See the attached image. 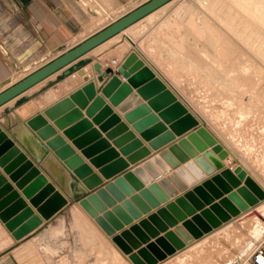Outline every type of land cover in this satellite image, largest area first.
<instances>
[{
	"label": "water",
	"instance_id": "1",
	"mask_svg": "<svg viewBox=\"0 0 264 264\" xmlns=\"http://www.w3.org/2000/svg\"><path fill=\"white\" fill-rule=\"evenodd\" d=\"M169 1L147 0L107 24L1 91L0 106ZM92 67L96 72L94 81L97 77L106 78L107 73L101 70L99 63L93 64ZM96 91L99 95H96ZM102 97L107 98L108 102L124 115L133 130L139 133L141 139L148 142L152 149L172 140L173 135L180 136L190 129L193 130L140 163V166L127 170L96 188L101 184V180L55 129L61 131V135L88 159V163L96 168L104 179H109L125 169L127 162L134 163L148 154L141 142L111 114L110 108L104 106ZM142 100L145 104H142ZM93 124L101 125L95 128ZM24 125L38 138L43 147L53 153L67 168L69 176L80 182L83 194L91 191L76 202L105 234L112 236L111 241L121 253L128 255L132 264H156L264 199V192L239 166L234 167L232 171L223 168L221 161L227 157L226 151L217 143L207 127L201 125L132 51L115 67V74H112L100 89L93 81H88L43 109L41 113L25 120ZM109 127L113 128L106 132ZM99 129L105 132L104 137ZM108 140H111V143ZM208 147L209 151L206 150ZM198 153L201 155L198 156ZM189 158L193 160L187 162ZM181 163L184 167L176 172L181 178L175 173L167 174L169 170L166 166L176 168ZM0 167L37 213L35 215L0 176V222L15 241L40 227L41 220L51 219L68 204L1 129ZM219 169L221 170L217 174L184 192L173 202L165 204L163 208L147 215L127 230L120 231L118 235H113L115 231L121 230L123 225L138 219L141 214L148 213L151 208L164 203L177 192L185 191L186 185L181 179L188 183L191 180L183 177L184 171L200 181L205 175ZM158 171H162L166 177L159 178ZM144 173L157 179L156 183H151ZM144 185L146 189L143 188ZM133 191H139L148 205L145 206L134 196ZM107 194L120 202L111 212H105L106 205L113 204ZM126 196L130 199L125 200ZM213 200L217 202L213 203ZM134 205L140 212L134 209ZM206 205L208 207L203 208ZM98 213H103V216H98ZM188 216L190 218L186 220ZM178 222L180 224H177ZM168 227L172 230L166 231ZM158 233L163 235L157 237ZM150 238H154V242L149 243ZM140 243H144L145 247L131 253Z\"/></svg>",
	"mask_w": 264,
	"mask_h": 264
},
{
	"label": "rangeland",
	"instance_id": "2",
	"mask_svg": "<svg viewBox=\"0 0 264 264\" xmlns=\"http://www.w3.org/2000/svg\"><path fill=\"white\" fill-rule=\"evenodd\" d=\"M143 1L118 0L117 3L120 5H117L113 0L105 2L103 0H82V8L86 11L93 6L97 12V17L94 21L90 20V27L96 26L93 29L88 27L87 32H84V36L81 38L100 30L99 27H104L117 20ZM208 1V7L200 4L199 0L170 2L159 13L137 25L135 30L128 33L127 36L131 37V41L135 44L133 47L136 49L144 44L142 48L157 62L147 58L140 51L143 58L165 79L179 100L199 119L201 125H207L208 131L210 130L231 151L232 157L238 163L244 164L264 187V164L261 167L258 160L259 156L264 155V62L252 49V44L256 42L252 40L249 42L250 37L247 36V34L254 35L257 27L243 16V12L247 13L248 16L255 14L257 12L255 7L258 2H264V0H253L251 3H245L246 5L241 0ZM105 14L110 16L106 17ZM98 15L102 18H99ZM219 18L224 20V24L220 23ZM159 19L163 21H159ZM88 21L83 25L87 24ZM163 22L166 25H163ZM155 24L157 26L151 29ZM160 24L164 26L165 31L162 30ZM157 31L162 33L157 35L160 38L155 39V42L152 38L156 37L151 35ZM86 33L88 35L85 36ZM146 36L148 37L146 38ZM150 36L152 38L148 40ZM148 43L149 45L152 43L153 46L151 44V48H149ZM127 45L129 47V44ZM146 46L148 50H146ZM186 47L187 50L184 51ZM247 64L250 65L249 70H246ZM244 66L245 68H243ZM22 75L23 73L19 77ZM241 109L248 111V117L242 121V126H239L237 130L225 127L227 122L225 117L228 114H235ZM245 143L247 144L246 148L243 146ZM248 147L249 149H247ZM75 204L67 206L66 215L60 218L57 227H49L46 233L49 244L44 247L47 260L42 262L44 264H114L115 262H112L104 250L110 247V242H104L107 239L95 228L94 223L83 213H79L77 218L71 215L72 206ZM256 211L257 214H264V206L259 207ZM256 216L258 217L256 214L249 216L250 219L247 218L246 223H244L246 220L243 219L241 229L232 223L230 226H232L233 233L229 239L228 237L225 240L224 238L218 239L213 235L208 236L212 239L208 238V241H203L201 247L207 248L208 252L213 249L214 252L210 251L213 254L210 253L212 256L209 258L212 259L208 262L207 258L203 256L205 262H200V264H221L230 260L231 257L235 258L234 255L238 252L237 250L251 236L248 235V231L251 232L252 227L256 228L258 225L260 217L257 218ZM48 225L52 226L47 223L43 230ZM243 226L246 227L243 228ZM246 228L249 230L247 231ZM243 229H246V232H243ZM259 231H263V229H256L257 233ZM243 235L245 236L243 237ZM238 240L239 242L236 243ZM241 240L243 241L241 242ZM216 243L217 247L216 245L213 247V244ZM104 244L106 248L103 246ZM224 249H228L226 253ZM221 250H224L222 251L224 254ZM191 251L194 253L193 249ZM195 251H199V249ZM188 253L177 256L165 264H179L178 260ZM196 256L199 257L200 254ZM37 257L40 260L39 255ZM126 257L128 258V256ZM232 258L230 262L234 259ZM129 262L127 261L128 264ZM193 262L195 260L187 264H196Z\"/></svg>",
	"mask_w": 264,
	"mask_h": 264
},
{
	"label": "crops",
	"instance_id": "3",
	"mask_svg": "<svg viewBox=\"0 0 264 264\" xmlns=\"http://www.w3.org/2000/svg\"><path fill=\"white\" fill-rule=\"evenodd\" d=\"M103 1L105 2L108 0ZM113 1L117 5H120L117 3L118 0ZM145 1L147 0H144L141 4H143ZM81 3L82 0H0V85L2 86L3 84L7 83L4 87L0 88V92L98 31L97 30L92 34L81 38V40L78 39L81 37V33L84 34L85 32L84 26L86 24H83L86 21L91 20V17L88 16V14L82 8ZM165 7L167 6H164L163 8H160L159 10L154 12V15L156 13H159ZM131 10H129L128 12H130ZM152 16L153 14L150 15V17ZM147 17L149 18V16H146L133 26L127 28L123 33L111 37L110 39L104 42L105 44L102 43L97 47L91 49L90 51L77 58L73 62L69 63L62 69L49 75L45 79L39 81L38 83L29 87L22 93L18 94L17 96L0 106V129L5 132V134L26 156V158L29 159L39 169L41 173H43V175L47 178V181L54 187V189L59 192L62 196H65L68 200V204L63 209L58 211L50 220L43 222L40 227H38L19 241H15L11 236V233L8 232L4 228L3 224L0 222V264H44L42 261L46 262L45 260H47V253L45 252L44 247L48 246L49 244L48 237L46 236L49 227H57L60 218H63V216L66 215L67 206L74 203H76L77 205V199L91 192L88 191L87 193L83 194V187L81 186L80 182H77L72 177H70L71 183L67 190H65L64 187L57 182V180L43 166L44 159L48 156L50 152H48L43 147L42 143L38 140V138H36L35 135L24 125L25 120L35 114L41 113L43 109L47 108L51 104L60 100L61 98L67 96L71 92L79 89L88 81H93L95 86L100 89L101 86H103V84L107 81V79L112 76V74H115V67H117L121 60L130 51L135 52L138 57L144 62V64L150 67V69L156 74L157 78H159L167 86V88L172 91V93L177 97V99H179V97L171 89L165 79H163V77H161L157 73V71L143 58L141 52L147 58L153 59L155 62H157L153 56L147 54V52L142 48L144 44L136 49V47H133L135 44L133 41H131V37L127 36L128 33H132V31L135 30L137 25H139L144 20L148 19ZM161 20L162 19H159V21ZM156 26V24L153 25L151 29ZM156 33L157 32L154 33V36L156 35ZM147 37L148 36H146V38ZM127 44H129V47ZM50 54H52L53 56ZM46 55L49 57V59H47L48 57ZM111 60H115V62H117V65H111ZM95 63H99L102 65V70L107 73L106 78L97 77L96 81H94V77H96V72L93 70L92 65ZM27 66H30V68L34 69L31 70L30 68H27ZM85 68L90 70L92 73V77L90 79L84 81L78 87H74L72 91L67 93L64 92L61 96H57L56 98H54V101L46 102L45 105L39 106L38 108L31 110L29 113L21 112L22 110L24 111L26 107H29L28 105H30L31 103H34L32 104L33 106L36 105V101H38L40 97L43 96L48 90L57 88L58 85L61 84V82L68 80L70 76V79L72 77H76V75ZM26 71L27 73L25 75L10 84L13 78L20 76L23 72ZM118 77L121 78L120 75H118ZM132 91H134V89H132ZM97 94L99 95L98 91H96V95ZM103 100L104 106L110 108L111 114L116 116L118 122L124 124L127 131L131 132L135 136V139L141 142L142 147L146 148L148 154L134 163L127 162V167L125 169L110 177L109 179H104L97 172V169L88 163V159L84 158L79 153V150H77L73 145H71V142L69 140H67L64 136L61 135V131L54 128L56 133L64 139L66 144H68L74 150V152L81 157L83 162L91 168L92 173L95 174L101 180V184L96 188H99L104 184L112 181L113 178L121 175L123 172L131 170L134 167L140 166V163L147 161L149 158L156 155L159 151L165 149L171 144L176 143L178 140L184 138L186 134L192 132L193 130L190 129L189 131L180 136L173 135L172 140L161 145L157 149H152L148 145V142L143 141L139 136V133L133 130L131 124L124 119V115L120 114L116 110V107L112 106L108 102L107 98H103ZM142 104H145V101L142 100ZM100 125L93 124L95 128H99ZM205 127H207V125ZM112 128L113 127H109L108 129H106V132H109ZM99 132L101 136L104 137L105 132L100 129ZM212 135L218 141V143H220L222 147L229 153V158L226 159L224 162L221 161L224 164L223 168H227L232 171L234 167L239 165L241 167H244L248 171L247 167L244 164L238 163L237 160L232 157L231 151L213 133ZM115 138L117 139L118 137ZM108 142L111 143V140H108ZM115 150L117 151V148ZM206 150L209 151L210 148L208 147ZM200 155L201 153H198V156ZM52 156L54 159H56L57 164L61 166V168L66 170V172H68L65 167H62V163L54 155ZM119 157L123 159L125 158L121 155H119ZM192 160V158H189L187 162H190ZM205 163L210 166L208 162L205 161ZM183 167L184 165L182 163L179 164L176 168H169L168 166H166V168H168L169 170L167 174L175 173L177 177L181 178L176 172L178 169ZM220 170L221 169L215 170L210 175H205L200 181L195 180L190 175V173L186 171L188 178L191 180V182L188 183L186 180L181 179V181L184 182V184L186 185L185 191L177 192L175 196L169 197V199L164 203H159L157 207L151 208L148 213L141 214L138 219H133L130 224L124 225L122 227V230H127L129 226L137 224L139 220L145 219L147 215L155 213L156 210L163 208L165 204L173 202L175 198L182 196L184 192L190 191L193 187L199 185L201 182L208 180L211 176L217 174ZM158 173L160 175L159 178L166 177V174H162V171H158ZM248 173V176L251 175L260 185H262L249 171ZM145 175L146 178L151 181V183H156L157 179H154V177H152L150 174L146 173ZM0 176L5 179V182L11 186L12 190L17 193L18 197L22 199L30 209H32L35 215H37L35 209L31 207L28 203V200L24 199V197L21 195V190L17 189L15 187V183L9 179V175H6L3 172L2 167H0ZM143 188L146 189V185H144ZM138 194L139 191H133L134 196ZM110 198L113 200L114 205L111 207L106 206L105 212H111L114 206L120 205V202L114 200L113 197L110 196ZM129 199L130 197H125V200ZM215 202H217V200H213V203ZM207 207L208 205L204 206L203 208ZM197 213L198 212L196 211L195 214ZM101 215L102 213L100 214V216ZM189 218V216L186 217V220ZM47 223L51 224L52 226L48 225L43 230V227ZM177 224H180V222H178ZM231 224H229V226H225L224 229L226 227H228L227 229H231ZM234 224L239 226L237 222H233V225ZM41 229L43 230V232ZM170 230H172V228L168 227L166 231ZM119 233L120 231L118 232V234ZM162 235L163 233H158L157 237H161ZM154 240V238H150L148 242L152 243L154 242ZM144 247L145 244H141L139 249ZM137 250L138 249L134 250L133 253H136ZM37 254L39 255L41 261L38 260Z\"/></svg>",
	"mask_w": 264,
	"mask_h": 264
},
{
	"label": "bare ground",
	"instance_id": "4",
	"mask_svg": "<svg viewBox=\"0 0 264 264\" xmlns=\"http://www.w3.org/2000/svg\"><path fill=\"white\" fill-rule=\"evenodd\" d=\"M175 0H170L169 2H167L166 4H164L163 6H161V7H159L158 9H156L155 11H153V12H151V13H149L148 15H146V16H149V18H150V15H154V12H156L157 10H159L160 8H163L164 6H166L167 4H169L170 2H174ZM200 1V4H202V5H204L205 7H208L209 6V1L208 0H199ZM242 1V3H246L247 4V2L249 3H251L253 0H241ZM130 3V2H129ZM245 4V5H246ZM88 8V7H87ZM256 8V13L255 14H253V15H250V16H248V14L247 13H245V12H243V16L245 17V18H247L248 20H250V22H252L253 23V25H255L256 27H257V29L255 30V33H254V35H252V36H250L249 34H247V36L248 37H250V39H248V41L250 42V40H252L253 42H256V43H254V44H252V49L254 50V52H256L257 54H258V56L261 58V60L264 62V2H262V1H260V2H258V4H257V6L255 7ZM116 9H117V7H116ZM123 9V8H122ZM85 12H87V14H88V16H90L91 18V21H94V19L97 17V12H96V10L93 8V6H92V8H88V10L86 9V11ZM100 12V11H99ZM101 15V14H100ZM103 15H104V13H103ZM106 15V17L108 16L107 14H105ZM99 16V15H98ZM110 16V15H109ZM108 16V17H109ZM145 16V17H146ZM145 17H143V18H145ZM99 18H102V17H100L99 16ZM103 18H104V16H103ZM142 18V19H143ZM148 18V17H147ZM93 19V20H92ZM142 19H140V20H142ZM154 19H155V17H154ZM97 20V19H96ZM96 20H95V22H96ZM101 20V19H100ZM99 20V22H101ZM140 20H138L137 22H139ZM219 20H220V23L221 24H224V20L223 19H221V18H219ZM98 21V20H97ZM103 21V20H102ZM107 21H109V19H107ZM169 21H170V19H169ZM168 21V22H169ZM104 22V21H103ZM112 22H114V21H112ZM137 22H135V23H133V24H131L130 26H128L127 28H129V27H131V26H133L134 24H136ZM166 22H167V20H166ZM152 23V22H151ZM154 23V22H153ZM225 23H226V21H225ZM93 24H94V22H93ZM99 24V23H98ZM166 25V23L164 22L163 23V25ZM90 25H91V22L89 21L85 26H84V31L85 32H87L86 30L88 29V27H90ZM100 25V24H99ZM105 25V24H104ZM96 25H94V27H95ZM101 26V25H100ZM160 26L163 28L164 26H162L161 24H160ZM93 27V28H94ZM103 27V26H102ZM102 27H99V28H102ZM160 27V29H162ZM91 29H93L92 27H90ZM127 28H125V29H123L121 32H119L118 34H116V35H119L120 33H123ZM158 28V27H157ZM165 28H163L162 30H164ZM141 30H143V29H141ZM140 30V31H141ZM157 30H159V28L157 29ZM165 31V30H164ZM259 32V33H258ZM89 33V32H88ZM88 33H86L85 34V36L86 35H88ZM93 33V32H92ZM160 33H162L161 31H157V33H156V35L154 36V34L153 35H151L152 37H156V38H152L151 36L149 37V39L148 40H150V38H152L154 41H155V39L157 40V39H159L160 37H157V35L158 34H160ZM164 33V32H163ZM162 35V34H161ZM257 35V36H256ZM81 37L82 36H84L82 33H81V35H80ZM80 37V38H81ZM80 38H78V39H80ZM254 38H255V40H254ZM77 39V40H78ZM81 40V39H80ZM147 41V40H146ZM160 41V40H159ZM148 42V41H147ZM146 42V43H147ZM151 42V41H150ZM156 42V41H155ZM158 42V41H157ZM105 44V43H104ZM152 43H150V45H151ZM158 44V43H157ZM147 45V44H146ZM150 45H149V43H148V47L149 48H151L150 47ZM151 46H153V44L151 45ZM249 46V45H248ZM147 47V46H146ZM148 47H147V49L146 50H148ZM154 48V47H153ZM187 50V47L185 48V50L184 51H186ZM135 53V52H134ZM136 54V53H135ZM175 55H177L176 53H174ZM184 54V53H183ZM48 55V54H47ZM46 55V56H47ZM50 55H52V54H50ZM49 55V56H50ZM137 55V54H136ZM53 56V55H52ZM170 56V55H169ZM178 56V55H177ZM48 57V56H47ZM137 57H138V55H137ZM175 57V56H174ZM139 58V57H138ZM47 59H49V57L47 58ZM140 59V58H139ZM141 60V59H140ZM142 61V60H141ZM143 62V61H142ZM143 64H144V62H143ZM100 65V67H101V70H102V65L101 64H99ZM145 66H147L146 64H144ZM31 66V65H30ZM30 66H27V68H30ZM35 66V65H34ZM38 66V65H37ZM247 66H248V64H247ZM250 66V65H249ZM249 66L246 68V70L248 69L249 70ZM36 67V66H35ZM148 67V66H147ZM149 69H150V67H148ZM243 68H245V66L243 67ZM26 69V68H25ZM31 70H33L32 68H30ZM185 69V68H184ZM251 69V68H250ZM151 70V69H150ZM152 71V70H151ZM244 71H245V69H244ZM29 72V71H28ZM153 72V71H152ZM243 72V71H242ZM246 72V71H245ZM27 73V72H26ZM25 74V72H23V75ZM76 74V73H75ZM75 74H74V76H75ZM153 74L156 76V74L153 72ZM22 75V76H23ZM186 75V74H185ZM21 76V77H22ZM15 77V76H14ZM19 76H17V77H15V78H13L12 80H11V82H10V84L12 83V82H14L15 80H17V79H19L18 78ZM71 77V76H70ZM70 77H69V79L68 80H66V81H64V82H61V84L60 85H58V87L57 88H53V89H50V90H48L43 96H41L40 97V99L38 100V101H36V105H32V104H34V103H31L30 105H28L29 107H26L25 109L24 108H21V109H24V111L22 110L21 112L22 113H29L31 110H34V109H36V108H38L39 106H43V105H45V103L46 102H52V101H54V98H56L57 96H61L64 92H70V91H72L73 89H74V87H78L80 84H82L84 81H87L88 79H90L91 77H92V73H91V71L90 70H88V69H83V70H81V72H79L77 75H76V77H72L71 79H70ZM157 77V76H156ZM7 84V83H6ZM6 84H3L2 86L0 85V88H2V87H4ZM165 85V84H164ZM166 86V85H165ZM167 87V86H166ZM36 88V87H35ZM170 90V89H169ZM171 91V90H170ZM172 92V91H171ZM173 94V93H172ZM174 95V94H173ZM175 96V95H174ZM175 98L177 99V97L175 96ZM177 100H179V99H177ZM180 101V100H179ZM181 102V101H180ZM182 103V102H181ZM183 104V103H182ZM184 105V104H183ZM185 106V105H184ZM22 107H24V106H22ZM186 107V106H185ZM187 108V107H186ZM188 110V109H187ZM189 111V110H188ZM248 112V111H247ZM246 111H243V109H241V110H239L237 113H235V114H228L226 117H225V120H227V122L225 123L226 125H225V127H229V128H231L232 130H237V129H239V126H242V121L243 120H245V118H247L248 117V113H247ZM21 113V114H22ZM229 113V112H228ZM227 118V119H226ZM6 119H7V117H6ZM5 121V120H4ZM110 125V124H109ZM224 127V128H225ZM208 130V129H207ZM214 137V136H213ZM232 138H233V136H231ZM216 140V139H215ZM217 141V140H216ZM217 143H218V141H217ZM219 145H221L220 143H218ZM222 146V145H221ZM239 146H241L240 144H239ZM243 146L246 148L247 147V144L245 143V144H243ZM242 147V146H241ZM210 148V147H209ZM223 148V147H222ZM224 149V148H223ZM247 149H249V147L247 148ZM225 150V149H224ZM226 151V150H225ZM48 152H50V151H48ZM226 153H227V157L224 159V160H222L223 162L226 160V159H228L229 158V153H228V151H226ZM53 153H49L48 154V156L44 159V163H43V166L46 168V170L57 180V182L59 183V184H61L63 187H64V189L65 190H67L68 188H69V186H70V181H71V178H70V176H69V171L68 172H66V170H64L63 168H61V166H59L58 164H57V162H56V159H54L53 158ZM258 160L260 161V166L262 167V164H264L263 162H264V155H262V156H259L258 157ZM41 162H43V161H41ZM223 164V163H222ZM63 165V164H62ZM223 166H224V164H223ZM239 166V165H238ZM62 167H65V166H62ZM244 172H245V174H246V176H248V171L244 168V167H241V166H239ZM246 170H244V169ZM67 169V168H66ZM183 177L186 179H189L188 178V175H187V173H186V171H184V174H183ZM248 177H250L254 182H255V184L264 192V187L262 186V185H260L251 175L250 176H248ZM47 179V178H46ZM241 186V185H240ZM107 196H108V198L111 200V202L113 203L111 206H113L114 205V202H113V200L110 198V195L109 194H107ZM135 196H137L138 198H139V200L145 205V206H147L148 205V203H147V201L140 195V193L138 194V195H135ZM225 195H223V197H224ZM66 200H67V198L65 197V196H63ZM68 201V200H67ZM106 206H108V205H106ZM110 206V207H111ZM264 206V199L263 200H261V201H258L255 205H253V206H251V207H248L246 210H244V211H241V212H239V214L238 215H236V216H234V217H231L228 221H226V222H224V223H221V225L220 226H218V227H216V228H213V229H211L208 233H206V234H203L200 238H198V239H195V240H193L190 244H187V245H185L182 249H180V250H177V251H175L172 255H170V256H166V258L165 259H163L162 261H158L156 264H158V263H160V264H165V263H168L169 261H171L172 259H174L175 257H177V256H180V255H183L184 253H187V252H189L188 253V255H186L185 257H182V258H180V260H178L179 261V264H187V263H189V262H192V261H194L195 260V262H193V263H196V264H200V262L201 263H203V262H205L204 260H203V256H205V258H207V262H208V260H210V259H212V258H209V257H211L212 256V252H214L213 251V249L212 250H209V252H208V249H207V251H206V249H205V247H201V244H203V241L205 242V241H208V238H211L212 239V237H208V236H216V238H218V239H225V238H227L228 237V239L230 238V237H232V230L231 229H224V227L225 226H229V224H231V223H233V222H237L238 224H239V229H241V226L243 225V223L241 222V221H243V219H241V218H244L246 221L244 222V223H246L247 222V218H249L250 219V217L249 216H254V214H256V215H258V217L257 218H259L260 217V219H259V223H258V227H260L261 226V228H258L257 226H256V228L253 226V225H251V226H253L254 227V229H253V227H252V231L253 230H255L253 233H252V231L250 232V230L249 229H247V231L249 232L248 233V235L250 234L251 236H249V238H248V236H247V238H248V240L244 243V244H242V246H240V248L237 250L238 252L237 253H235V258L233 259L232 257V261L230 262V260H231V258H230V260H228L227 262L225 261L224 263L222 262H220L221 264H235L236 262H237V260H239L240 262L243 260V258H244V256L245 255H247V254H249L251 251H252V249H253V244L258 240V238H259V236H261L263 233H264V214H261L260 215V213L259 214H257L258 212L256 211V210H258V208L259 207H263ZM134 207V209L136 210V211H139L140 212V210H139V208L137 207V206H133ZM32 210V209H31ZM105 210H106V207H105ZM33 212V211H32ZM257 212V213H256ZM79 213H83V214H85L86 216L85 217H87L89 220H91V222H93L94 223V226H95V228L98 230V231H100V233L107 239V240H104V242L105 241H108V242H110V247H108V248H106L105 247V244L103 245L106 249H104V250H106V254H107V256H109L110 257V259L112 260V262H115L114 264H125V263H127V261H129V259L126 257V256H128V255H125V254H123V253H121V251L115 246V244L111 241V237L112 236H108L107 234H104L102 231V229L96 224V222L94 221V219L93 218H91V217H89L82 209H81V207L77 204H75L74 206H72V209H71V215L74 217V218H77L78 217V214ZM263 213V212H262ZM100 214L101 213H98V216H100ZM103 216V213H102V215L100 216V217H102ZM245 216H247V217H245ZM256 219V218H255ZM50 220V219H49ZM42 221V223L43 222H45V221H43V220H41ZM90 222V223H91ZM132 222V221H131ZM41 223V224H42ZM249 223V222H248ZM248 223H247V226H248ZM92 224V223H91ZM224 224V225H223ZM124 226V225H123ZM122 226V227H123ZM250 226V227H251ZM244 227H246V226H243V228ZM250 227H248V228H250ZM101 229V230H100ZM234 229H236V228H234ZM238 229V230H239ZM246 229H243V232L245 231L246 232ZM256 229H263V231H259L258 233L256 232ZM121 230H122V228H121ZM121 230H118V231H115L114 232V234L113 235H118L117 234V232H119V231H121ZM240 231V230H239ZM238 231V232H239ZM80 233V232H79ZM235 233H236V231H235ZM241 234H243V233H241ZM107 235V236H106ZM247 235V234H246ZM158 236V235H157ZM245 235H243V237H244ZM108 237H110V238H108ZM242 238V237H241ZM240 238V239H241ZM103 240V239H102ZM210 240V239H209ZM216 240V239H215ZM226 240V239H225ZM224 240V241H225ZM237 240V239H236ZM243 240H244V238H243ZM243 240H241V242L243 241ZM218 241H220V240H218ZM217 241V242H218ZM223 241V240H222ZM102 242V241H101ZM108 242H107V244H108ZM213 242V241H212ZM221 242V241H220ZM239 242V240L236 242V243H238ZM210 243V242H209ZM222 243V242H221ZM103 244V243H102ZM106 244V245H107ZM141 244H144V243H140L139 244V247L141 246ZM219 244V243H218ZM232 244V243H231ZM214 245H216V247H217V243L216 244H213V247H214ZM235 245V244H234ZM107 246H109V245H107ZM203 246V245H202ZM210 246V245H209ZM139 247L137 248V249H139ZM231 247V246H230ZM234 247V246H233ZM210 248V247H209ZM193 249V251H194V253L191 251ZM199 249V251H195V250H198ZM216 249V248H215ZM103 250V249H102ZM134 250H136V249H133L132 251H131V253H133V251ZM225 250V253H226V251L228 250V249H224ZM224 250H221V252L222 251H224ZM178 251H180L179 253H178ZM203 251V252H202ZM210 251H212V252H210ZM190 252H192V253H190ZM207 252V253H206ZM231 252V251H230ZM210 253H212V254H209ZM223 253V252H222ZM105 254V255H106ZM197 254H200V256L199 257H197L196 255ZM205 254H207V255H205ZM224 254V253H223ZM216 255V254H215ZM214 256V255H213ZM224 256V255H223ZM225 257V256H224ZM226 258V257H225ZM106 259H108V258H106ZM217 259V258H216ZM128 264V263H127ZM129 264H131V262H129ZM205 264V263H204Z\"/></svg>",
	"mask_w": 264,
	"mask_h": 264
},
{
	"label": "built area",
	"instance_id": "5",
	"mask_svg": "<svg viewBox=\"0 0 264 264\" xmlns=\"http://www.w3.org/2000/svg\"><path fill=\"white\" fill-rule=\"evenodd\" d=\"M110 63L113 66L117 65L115 60H111ZM252 246V251L245 255L241 262L237 260L235 264H264V233L259 236L258 240Z\"/></svg>",
	"mask_w": 264,
	"mask_h": 264
}]
</instances>
